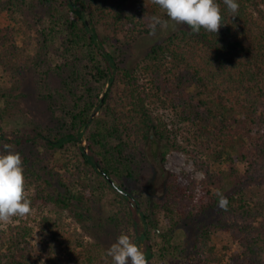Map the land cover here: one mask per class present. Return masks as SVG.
<instances>
[{
	"label": "trees",
	"instance_id": "1",
	"mask_svg": "<svg viewBox=\"0 0 264 264\" xmlns=\"http://www.w3.org/2000/svg\"><path fill=\"white\" fill-rule=\"evenodd\" d=\"M217 2V33L182 24L129 67L124 45L150 34L153 15L167 18L155 0H0V116L43 101L48 114L10 141L49 155L21 154L25 196L56 213L38 223V254L31 227L1 228L0 264H112L107 249L126 223L148 264H264V0H239L235 16ZM148 143L161 164L180 152L202 178L168 172L160 198L142 196ZM108 193L117 208L105 232L95 214ZM219 230L235 250L218 254Z\"/></svg>",
	"mask_w": 264,
	"mask_h": 264
},
{
	"label": "rangeland",
	"instance_id": "2",
	"mask_svg": "<svg viewBox=\"0 0 264 264\" xmlns=\"http://www.w3.org/2000/svg\"><path fill=\"white\" fill-rule=\"evenodd\" d=\"M26 17L27 13L23 16V18L26 19ZM25 22L27 21L24 20V23ZM169 24L170 27L167 30H158L156 35H151L148 33L138 37L134 42L124 45V63L129 67H133L146 54L152 45L161 42L182 26L181 24H174L172 21H169ZM1 25H5V22L3 21V18L0 17V26ZM111 43H116V40L113 39ZM18 44L21 45V42L18 41ZM117 44H119V42H117ZM56 60L57 57L53 56L51 63H54ZM14 107L15 108L6 111L5 114L1 113L2 115L0 116L2 118L0 120V151H6V149H4V145L8 144L12 146V150L19 152L22 154V156H26L28 154V156L33 157V159L40 158L45 163V160L49 155L44 150H40L37 146L25 147V145H16L10 141V139H13L14 137L22 136L24 134L29 135L32 133L31 120L34 122L42 121L45 115L48 114L43 101L33 102L29 99H26L20 103H14ZM99 111L97 113H99ZM80 145L85 146V141L82 140ZM147 147L148 150L150 148L149 156L151 168L149 173H145V175L140 177L139 181L136 183V186H134L137 192H140V190L143 191L142 196H146L151 199L160 198L163 194L165 175L168 172H184V174L192 176L196 181H199L202 178V173L194 168L192 162L184 154L177 151H171L167 154L164 164H161V160L158 157L160 148L157 147V144L148 143ZM37 154L39 157H36ZM37 169H39L38 166ZM50 183H53V186H56V183L52 180H50ZM33 191V188H31L29 191L26 190L25 195H31ZM99 197V212L95 214V217L97 219L96 221L103 223V227L100 228L107 232L110 228L108 225H106L110 212L109 209L114 210L117 207H107V201L114 197L112 193L99 195ZM116 199L120 200L119 195H116ZM130 202L132 203V200H130ZM101 205H103V209L101 208ZM55 214V208L53 205H42V203H39L33 205L31 207L30 213L27 215L13 216L8 221H0V229H6V227L11 225H27L28 227H31L32 236L29 239L30 247L36 254H38L43 242L38 223L44 216L51 217ZM65 223L69 224L71 228L80 231L79 225L74 223L70 218H66ZM120 233H126L133 239V228H130L128 223L125 224ZM230 235L232 234L227 231L219 230L217 231L216 235L213 236L211 242L215 246L219 255L222 254V246L229 247V249L232 251L237 248V243L235 240H232ZM139 246L142 248V250L144 249L143 243H140ZM226 259V257L223 258L220 264H225ZM150 264H160V261L155 257Z\"/></svg>",
	"mask_w": 264,
	"mask_h": 264
},
{
	"label": "clouds",
	"instance_id": "3",
	"mask_svg": "<svg viewBox=\"0 0 264 264\" xmlns=\"http://www.w3.org/2000/svg\"><path fill=\"white\" fill-rule=\"evenodd\" d=\"M167 18L153 15L149 29L151 35L167 30L169 21L186 24L192 32L202 28L217 33L222 26V12L217 0H155ZM227 9L235 16L239 0H224ZM6 151H0V221H8L13 216H24L31 211V200L25 196V175L22 156L5 144ZM218 207L227 209L229 200L217 190ZM112 264H148L142 248L130 235L121 233L107 249Z\"/></svg>",
	"mask_w": 264,
	"mask_h": 264
},
{
	"label": "water",
	"instance_id": "4",
	"mask_svg": "<svg viewBox=\"0 0 264 264\" xmlns=\"http://www.w3.org/2000/svg\"><path fill=\"white\" fill-rule=\"evenodd\" d=\"M82 145H84V144H82ZM102 174L104 175V177L109 181V183L111 184V185H114V183H113V181L111 180V179H109L103 172H102Z\"/></svg>",
	"mask_w": 264,
	"mask_h": 264
}]
</instances>
